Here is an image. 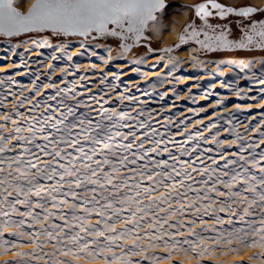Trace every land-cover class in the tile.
I'll return each mask as SVG.
<instances>
[{"label": "snow or ice", "instance_id": "6c2138e0", "mask_svg": "<svg viewBox=\"0 0 264 264\" xmlns=\"http://www.w3.org/2000/svg\"><path fill=\"white\" fill-rule=\"evenodd\" d=\"M15 3L16 0H0V38L12 41L28 33L79 38L76 51H72L75 46L70 40L55 44L49 43L47 38L32 40V47L26 48V52L50 48L53 54L48 59L64 61L66 66L61 68V78L57 81L51 75L55 65L48 64L47 85L37 83L40 80L37 76L28 90L31 95L22 96L13 106L14 111L5 112L3 122H0V224L18 227L30 234L36 244L34 251L20 255L36 259L42 256L52 264L51 258L43 253L45 243L56 246L54 254L61 250L75 251L69 248V244H75L86 247L96 258L105 259L107 264L114 260L120 264H132L127 257L134 254L135 246L116 255L115 248L120 245L111 241L134 232L143 216L158 211L159 205L171 202L168 198H161L142 204L139 192L151 195L164 184L175 186L177 182L183 187L172 199L194 195L201 201L199 207L205 213L216 200L217 193L225 197L219 201L221 207L212 209L208 216L217 225L214 229L217 237L233 232L234 226L241 232L250 230L264 234V228L256 225L248 229V220L240 216L232 218L227 226L221 223L228 219L225 209H230L232 202L239 203L237 198L240 196L247 197V206L243 210L245 217L252 206H264V126L256 129L251 140L234 128L224 127L219 122L222 117L215 116V108L223 105V100L217 99L209 123L201 118L196 121V130L189 132L186 131L187 121L191 117L177 121L173 116H167L164 117L167 123L161 126V130L154 126L153 119L162 116V111L149 105L163 101V94L159 101L146 102L120 92L113 100L107 89L111 88L115 93L119 85L107 83L106 74H102V87L95 93L87 88L77 91L73 81L64 79L68 75L75 76L74 70L78 67L75 58L99 55V45L93 43L99 39L116 38L121 41L119 47L125 53L142 39H147L146 29L149 26L158 28L159 17L168 7L167 0H34L27 14L18 11ZM192 10L195 20L180 35V45L194 42L201 51L212 54L264 50V18L253 15L256 12L254 7L204 0ZM195 21H199V25ZM19 47V44L5 47L0 52V61L18 55L16 50ZM36 54L44 56L42 51ZM112 59L109 56L103 62L110 63ZM193 60L201 63L195 56ZM144 62V58L132 61L137 65ZM213 63L216 65L213 74L224 71L221 65L229 68L226 75L234 79L221 82L220 87L235 92L239 99L245 94L239 81L264 85V57ZM178 64L175 58L169 60L172 71ZM24 66H27L26 61ZM95 67L93 64L92 72ZM69 69L73 71L70 73ZM120 75L114 73V79L119 80ZM76 78L82 82L87 79L86 76ZM159 83H164L163 78H159ZM13 86L19 88L20 93L26 87L19 85L11 75L0 76V108L4 107L9 96L17 95ZM80 87L83 88V84ZM41 88H46V92L41 93ZM149 88L151 91L142 90L137 85L136 91L142 96H150L157 83H151ZM251 91L253 88L249 87L248 92ZM261 91L264 92V88ZM210 95L219 97L221 94L206 90L205 99ZM192 99L195 102L194 97ZM25 101L30 105L27 113L20 111ZM40 109L44 111L40 112ZM236 109L239 111V104ZM189 111L199 115L194 109ZM200 112L207 113V107H201ZM9 123L13 127L5 133ZM227 123L231 124V121ZM252 127L254 125H248L246 132ZM204 128L209 129L207 135L202 134ZM221 131L226 134L225 138L231 135L233 139L225 144ZM209 139L212 146L205 147ZM10 140L11 144L8 143ZM234 146L236 150L229 157L228 151ZM196 173L200 174L199 179L195 178ZM177 211L183 214L184 210L169 209V213ZM17 213L20 214L18 217ZM93 216L97 222L85 227ZM166 218L165 215L153 219L163 222ZM120 219L130 220L131 227L117 230L116 235H108L110 225ZM40 222H44L42 230L34 227ZM178 224L177 221L174 226ZM101 232L105 233L103 237L99 236ZM12 239H16V234L0 236V240ZM105 246L111 255L103 254ZM136 264H144V261Z\"/></svg>", "mask_w": 264, "mask_h": 264}, {"label": "bare ground", "instance_id": "6f19581e", "mask_svg": "<svg viewBox=\"0 0 264 264\" xmlns=\"http://www.w3.org/2000/svg\"><path fill=\"white\" fill-rule=\"evenodd\" d=\"M34 0H16V5L21 11H26ZM192 1V0H186ZM228 3H237L239 0H226ZM252 4L260 6L264 0H249ZM189 16L188 10L184 7L168 8L159 17L158 28L149 26L147 29L150 32L152 38L157 42L158 49L142 52L138 55L125 53L123 49H117L113 51V47L110 44L104 43V41L97 40L93 43L98 44L97 52L98 56H85L75 58L78 67L74 70L75 76L68 75L65 80L73 81L77 91H83L85 88L91 89V93H95L97 89L101 88L100 78L102 74H106L107 83L118 84L119 87L116 92H112L109 88L107 91L112 96V99H116V93L124 92L125 94L133 95L136 98L143 99L146 102L151 100L159 101V96L164 95V100L159 103H152L149 107L162 111V116H154V126L161 128L167 121L164 117L173 116L175 120H180L185 117H191L187 121L188 128L186 131H194L197 128L196 121L203 118L205 123H209L212 120L213 109L215 107L217 99L223 100L221 107L215 108V116L221 118L219 122L224 127L234 128L237 133L246 135V138L253 139L257 128L264 126V92L261 88L264 85H253L249 81L241 80L239 84L244 88V98L239 99L236 93L225 88H221V82L227 83L228 80L234 79V77L226 75L229 72L227 66L221 65L224 68L222 73H215L216 65L213 61L234 59H259L264 55L258 56H236L226 54L221 57H211L201 55V51L193 44H185L181 46L176 52H168L166 49L172 50L178 47L167 46L169 43H177L180 37V29L186 22ZM31 34V33H29ZM24 35L23 38L15 41H8L4 38L0 39V52H3L5 47H13L19 44L20 47L16 50L18 55L12 56L9 59L0 61V76L11 75L12 79L18 82L21 86H26L23 93H20L19 88L13 86V91L17 93L16 96H9L4 101V107L0 108V122L2 121L5 112H13V106L18 104L22 96H29L31 93L28 91L32 88V81L37 76L40 80L37 83H42L45 86L49 82L47 79L48 64L55 65V71L51 73L53 79L57 81L61 78V68L65 67L64 61L53 62L48 59V56L53 54L52 49H36L32 52H26V48L32 47V40L47 38L49 43H64L69 41L75 46L72 51L78 50L79 38H59L53 39L48 34H31ZM110 49V51L106 50ZM44 52V56H37V52ZM201 52V53H199ZM113 59L110 63H104L108 57ZM193 56L201 63L197 64L193 60ZM122 57V58H121ZM145 59L143 64L137 65L132 63L134 60ZM175 58L179 61L178 66L174 71L171 70L169 60ZM27 62V66H24V62ZM39 61L40 63H37ZM206 62V63H205ZM95 64V71H91L92 65ZM18 65V66H14ZM259 67V65H256ZM133 69H139V71H133ZM73 70L69 69L71 73ZM238 71V70H237ZM121 72L123 73L122 75ZM120 75V79H114L113 74ZM170 73V74H169ZM241 75H244L243 73ZM86 76L83 82L76 77ZM159 78H163L164 83H159ZM151 83H157V88L152 92L150 96H142L140 92L136 91L137 85H140L142 90L151 91L149 85ZM83 84V88L80 85ZM199 85L197 87L196 85ZM209 85L212 87L209 88ZM63 86V85H58ZM69 87H72L70 84ZM252 87L253 91L248 92V88ZM128 89L132 91L129 92ZM190 90V91H189ZM212 92L219 91L220 96L215 95L208 96L205 99V91ZM51 91V90H47ZM46 88H41V93H45ZM89 93V94H91ZM39 96V94H37ZM194 97L195 102H193ZM249 97H255L250 99ZM127 103V102H125ZM240 105L239 111L236 109V105ZM175 105V107L173 106ZM109 105H105L108 107ZM207 107V113L200 112L201 107ZM30 107L28 101H25L23 106L20 107V111L27 113ZM189 109H194L199 115H194ZM43 112L44 109H40ZM159 120L157 124L156 121ZM227 121H231L228 124ZM248 125H254L250 131L246 132ZM13 125L8 124L4 129L5 133L10 132ZM162 130V128H161ZM173 131H176L173 128ZM209 129H203V135H207ZM27 134V133H25ZM221 131V138L224 139V143H229L233 136L227 135ZM15 137H13V140ZM180 139V137H177ZM9 144L12 143L10 140ZM212 146V141L209 139V144L205 147ZM233 149L228 151V156L231 157ZM7 171V169L5 170ZM196 179L200 178V174H194ZM182 185L177 182L175 186L172 184H164L159 187L158 191H153L151 195H144L141 191L138 196L142 197L140 203L149 204L151 201H160L161 198H168L171 202L159 205H152V207H158V211L145 215L140 222V226L135 229L134 232H127L124 234V238L111 241L114 245H120L115 248V254L120 255L125 249H131L135 246L134 254H130L127 259H130L132 264H136L137 261H144L146 257V250H163L169 255H185L186 260L204 261L211 260V262L221 264L227 259L233 260L235 263H239L238 258L243 260L252 259L256 256L257 264H264V234L261 232L252 231V241L250 243L245 242L242 232L239 227L234 226V231L223 236L217 237L214 229L217 227L213 219L208 218L212 209H218L221 207L219 201L225 199L220 193L216 194V200L209 206V210L205 213L204 209L199 207L201 201L194 195L180 196L178 199H172L176 193L181 192ZM240 202H232L230 209H225L228 213V219H224L221 223L227 226L232 218L236 216L246 218L248 220L247 228L251 229L253 225L257 228H264V218H261L254 214L256 209H260L264 212V206L254 205L250 208L249 214L245 217L244 208L247 206V197L240 196L237 198ZM69 205H65L68 207ZM243 206V208H242ZM169 209H183V214L180 211L175 213H169ZM17 217L19 213L15 214ZM166 220L154 221V217L165 216ZM223 215V213H222ZM254 216H256L254 218ZM195 217L196 219H193ZM139 219V218H138ZM179 222L178 226H174L175 222ZM97 219L93 216L85 223V227L95 224ZM1 225V224H0ZM190 225V227H185ZM3 228L7 229L13 234H16V241H2L0 244L1 251L4 254L9 253L15 249H19L20 253H29L36 249V244L32 242V236L26 232H22L18 227L9 225L7 223L2 224ZM44 222L34 224L37 229H43ZM126 227H131L130 220L120 219L116 223L110 225L108 235H116L117 230H123ZM194 234H198L194 237ZM63 235V233H58ZM105 233L101 232L100 237H103ZM92 239H97V236H92ZM42 239V237L40 238ZM187 241V243H182ZM180 242V243H177ZM55 245L52 243H45L43 245V253L49 256L63 257V259H71L81 264H107V261L103 258H96L92 252L86 247H80L75 244H69L70 249L75 251H59L58 254H54ZM1 250V249H0ZM105 256L111 255V251L105 246ZM179 255V254H178ZM252 255V257H251ZM166 256V255H165ZM32 257V256H31ZM51 257V258H53ZM172 257V256H171ZM41 258H43L41 256ZM55 258V257H54ZM65 260H61L65 261ZM181 260V259H180ZM183 260V258H182ZM207 260V261H208ZM120 264V261L114 260ZM113 262V261H112Z\"/></svg>", "mask_w": 264, "mask_h": 264}, {"label": "rangeland", "instance_id": "374dc122", "mask_svg": "<svg viewBox=\"0 0 264 264\" xmlns=\"http://www.w3.org/2000/svg\"><path fill=\"white\" fill-rule=\"evenodd\" d=\"M168 2V8H178V7H184L186 10H188L189 14L191 15V11L193 6H195L196 4H199L201 2H204V0H192V1H186V0H167ZM220 2L226 4V5H244L246 4V2H249V0H239L237 3H228L226 0H220ZM15 6L17 7L16 3ZM255 8L258 7L257 5H252ZM18 8V7H17ZM166 9V10H167ZM165 10V11H166ZM189 17V16H188ZM191 22H185L182 26V28L180 29V34L182 33L183 29L189 25ZM197 25H199V22H196ZM233 23H235V21H233ZM231 26V25H230ZM34 35V34H33ZM49 35V34H48ZM145 35L147 37V39H142L139 44L134 45L127 53L132 55V54H140L142 52H147L150 51L149 48H151L152 50H157L158 49V44L157 42L152 38L150 32L148 31V29H146L145 31ZM50 36V35H49ZM21 38H23L22 36H20ZM18 38V37H17ZM18 38L15 41L21 39ZM63 39V37H60ZM69 39H73V38H69ZM105 42L107 44L112 45L113 47V51H116L117 49H121L119 47V40H117L116 38H112V37H106L104 38ZM102 41V40H101ZM129 44H131L132 42L128 41ZM176 44V43H175ZM174 43H169L167 44V46H171V45H175ZM190 44V43H189ZM181 46L180 45L178 48L172 50V52H176ZM199 49V48H198ZM122 50V49H121ZM200 50V49H199ZM201 51V50H200ZM202 52V53H201ZM199 53H201V55H206V56H211V57H221L224 56L226 54H212V53H205L203 51H201ZM231 55H236V56H258V55H264V50H253L251 52L248 51H235L230 53ZM243 208V206H242ZM254 214H256L259 217H264V212H262L260 209H256ZM256 216H254L255 218ZM4 234H13L10 231H7V229L3 228L2 224L0 225V236H3ZM243 237L245 239V242L250 243L252 241V231H245L242 232ZM13 241L19 242L17 240V236L16 239H12ZM2 241L4 240H0V244L2 243ZM11 241V240H9ZM3 247H1L0 245V264H7V262H15V264H48V261H46L44 258H39L36 259L35 257H31V256H23L20 255L22 253H20L19 249H15L9 253L4 254L3 252L1 253V251H5V249H2ZM179 254V255H178ZM177 255H169L166 252H164L163 250H146V257H145V263L144 264H217L214 262H211V260L208 261L204 260V261H196V260H186L185 255H181V253H178ZM166 255V256H165ZM49 256V255H48ZM172 256V257H171ZM50 258L53 256H49ZM55 257V258H54ZM53 258H51L52 260V264H81L79 262H76L74 260L71 259H63V257H58L56 258V256L54 255ZM252 257V255H251ZM183 258V260H182ZM181 259V260H180ZM240 260L239 263H235L233 262V260H229L227 259L225 262H222L221 264H257L256 263V256H253L252 259H246L243 260V258H238ZM61 260H65L62 261ZM91 263V262H90ZM89 262H87V264H90ZM97 264V263H96ZM112 264H119L118 262L113 261Z\"/></svg>", "mask_w": 264, "mask_h": 264}, {"label": "flooded vegetation", "instance_id": "af4514ba", "mask_svg": "<svg viewBox=\"0 0 264 264\" xmlns=\"http://www.w3.org/2000/svg\"><path fill=\"white\" fill-rule=\"evenodd\" d=\"M252 5H254V4H252L250 1L249 2H246V4H245V6H251V7H254V6H252ZM255 8V7H254ZM193 9V8H192ZM256 9V12L255 13H253V15L255 16V17H259V18H264V2L260 5V6H258V7H256L255 8ZM195 20V17H194V14H193V10L191 11V15L189 14V17L187 18V20H186V22H193ZM195 22H199V21H195ZM236 22V21H235ZM188 26V25H187ZM186 26V27H187ZM185 27V28H186ZM184 28V29H185ZM184 29H183V31H182V33L181 34H183V32H184ZM131 42V41H130ZM119 43H121V41H119ZM129 43V42H128ZM190 44H193V45H195V43L194 42H189ZM197 48H198V46L197 45H195ZM132 50V49H131ZM239 51H244V50H239Z\"/></svg>", "mask_w": 264, "mask_h": 264}, {"label": "water", "instance_id": "95a60500", "mask_svg": "<svg viewBox=\"0 0 264 264\" xmlns=\"http://www.w3.org/2000/svg\"><path fill=\"white\" fill-rule=\"evenodd\" d=\"M34 3V1L31 3V5ZM168 3V2H167ZM31 5L29 6V8L26 10V11H21L20 9H18L17 8V10L18 11H21L22 13H24V14H27V12H28V10L30 9V7H31ZM15 6V5H14ZM16 7V6H15ZM29 34V33H28ZM24 35H27V34H22L21 36H24ZM99 40H102V41H104V38H102V39H99ZM177 45H180V41H178L175 45H173L172 47L174 48V47H177Z\"/></svg>", "mask_w": 264, "mask_h": 264}, {"label": "trees", "instance_id": "16d2710c", "mask_svg": "<svg viewBox=\"0 0 264 264\" xmlns=\"http://www.w3.org/2000/svg\"><path fill=\"white\" fill-rule=\"evenodd\" d=\"M31 34H35V33H31ZM31 34H29V35H31ZM44 34H48V33H44ZM23 37V36H22ZM52 37V36H51ZM18 38H21V37H18ZM18 38H13V40H16V39H18ZM53 39H59V38H56V37H52ZM0 39H2V38H0Z\"/></svg>", "mask_w": 264, "mask_h": 264}]
</instances>
